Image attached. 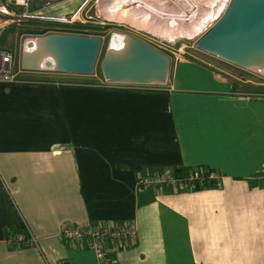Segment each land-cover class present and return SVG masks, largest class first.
<instances>
[{
    "label": "crops",
    "instance_id": "0c3cea01",
    "mask_svg": "<svg viewBox=\"0 0 264 264\" xmlns=\"http://www.w3.org/2000/svg\"><path fill=\"white\" fill-rule=\"evenodd\" d=\"M44 1L12 11L85 23L90 0ZM39 73L0 83V264H96L61 228L130 221L136 238L108 244L112 264H264L263 84L188 58L170 59L159 91ZM193 168L219 186L136 187L138 173Z\"/></svg>",
    "mask_w": 264,
    "mask_h": 264
},
{
    "label": "water",
    "instance_id": "95a60500",
    "mask_svg": "<svg viewBox=\"0 0 264 264\" xmlns=\"http://www.w3.org/2000/svg\"><path fill=\"white\" fill-rule=\"evenodd\" d=\"M86 17H96L95 6L88 9ZM181 43L192 44L188 39H182ZM192 45L200 53L264 79V0H230L220 18ZM180 46L176 42L173 49L176 51ZM25 47L28 51L35 47V52L20 55L22 72L92 77L102 40L48 33L27 39ZM169 68L170 58L160 51L116 33L110 35L100 63L105 84L165 85Z\"/></svg>",
    "mask_w": 264,
    "mask_h": 264
},
{
    "label": "built area",
    "instance_id": "2783aa9c",
    "mask_svg": "<svg viewBox=\"0 0 264 264\" xmlns=\"http://www.w3.org/2000/svg\"><path fill=\"white\" fill-rule=\"evenodd\" d=\"M33 0H0V32L13 22H18L24 18H34L32 15H17L12 11V7L28 9L30 2ZM41 3V0H34ZM52 0L44 1L45 7H48ZM81 9L78 10L81 11ZM70 20L60 19V22L71 23ZM202 34V33H201ZM200 34V35H201ZM199 35V36H200ZM198 36V37H199ZM14 55L10 52L0 49V83H19L20 74L22 73L19 65L14 67ZM199 61V60H198ZM205 66L215 70L213 65L203 62ZM62 85H71L63 83ZM107 87H117L116 85L125 84H104ZM136 86L141 90L159 91L164 85H125ZM221 177L215 172L206 171L200 168H193L186 174L174 176L173 174H165L161 172L137 174L136 187L143 190H160V191H184L195 189L196 187L214 186L218 187ZM137 233V226L134 221L127 222L123 225L111 224L100 225L98 227L91 226H64L61 228L58 237L64 241L72 243H88L89 250L94 254L96 264H112L109 257L108 244L118 245L120 247H128L131 245ZM25 238V237H24ZM23 237H11L16 246H33L35 241L33 238L24 239Z\"/></svg>",
    "mask_w": 264,
    "mask_h": 264
},
{
    "label": "rangeland",
    "instance_id": "374dc122",
    "mask_svg": "<svg viewBox=\"0 0 264 264\" xmlns=\"http://www.w3.org/2000/svg\"><path fill=\"white\" fill-rule=\"evenodd\" d=\"M117 1L120 2V0H90L88 2V9L92 6L97 7L99 4L100 6L106 8L108 11L110 10L114 11V8L117 6L116 3H118ZM145 1L149 2L150 0H145ZM183 1L184 2L182 3L186 4L187 6L190 5V8L191 6L194 7V5H196V3H198L199 1H203V3L210 2V0H199L197 2L196 0H192V1L187 0L188 2H186V0H183ZM229 2L230 0L227 1V3ZM123 4L125 5L124 6L125 8H128V0H125L124 3H121V5ZM186 5L184 6L187 7ZM195 11L196 13L192 15V19L194 21H196V17H199L201 13L203 12V11L200 12L199 10H196L194 8V12ZM223 11L225 10L223 9ZM18 13H21V11L19 10ZM223 13L219 14L216 17V20H218ZM38 14L40 16L54 17V18L58 16L56 13L48 12V10L42 11ZM189 16L191 15L189 14ZM23 21L24 20L20 19L18 22H13L12 24L6 26L0 32V49L10 52L14 55L13 63H14L15 68H18L22 46L24 47L23 43L27 39H30L33 37L36 38L37 36L38 37L43 36L48 33H61V34L80 35V36H86V37H95V38H99L102 40V47L100 49L97 62L95 64L94 74L92 77H86V78L82 77L78 79H80L83 82L81 84H84V85L96 84L99 81H103L101 70H100V63H101V60H102V57H103V54L107 46L110 35L113 33H116V34H124L130 37L136 38L146 43L147 45L155 48L156 50L160 51L162 54L169 57L172 61H174L176 58L178 59L188 58V59L199 60L201 62H207L213 65V67L215 68L218 74H221L222 72L223 74L229 75L231 73V74H234L236 78L240 76L246 79H250L253 82H258L264 85V79L257 76L254 72L242 71L234 66L228 65L222 61H219L217 59H214L212 57H209L207 55H204L196 51L192 45L195 39L190 40V42L192 43L191 45H184L183 43H181V41H178L181 46L178 50L175 51L173 49L175 43H170L168 41L166 42L161 39L152 37L135 28H131L129 25H127V23L123 21H119L115 18H111L107 16L104 17L102 15H98L95 18H91V19L81 17L80 21L85 22V23H80V22H72L70 24L63 23V22L61 23H54V22L28 23V22H23ZM213 24L209 23L208 25L212 26ZM28 25L31 27H27ZM207 29L208 27L206 28V30ZM32 32L36 33L35 36L30 37L29 34H26V33H32ZM46 74L47 73H39L38 75H46ZM35 77H39V76H35ZM41 77H47V76H41Z\"/></svg>",
    "mask_w": 264,
    "mask_h": 264
},
{
    "label": "bare ground",
    "instance_id": "6f19581e",
    "mask_svg": "<svg viewBox=\"0 0 264 264\" xmlns=\"http://www.w3.org/2000/svg\"><path fill=\"white\" fill-rule=\"evenodd\" d=\"M124 1H117L114 11H108L98 4L95 7L96 16L102 15L115 18L127 23L131 28L170 43H176L182 39L197 38L210 26L209 23L213 24L215 22L216 17L223 13V9L225 10L229 4L227 3L229 0H210L207 3L196 0V2H199L190 8V5L187 6L182 3L183 0H150L149 2L145 0H128V8H125L124 4L121 5ZM186 2L188 1L186 0ZM194 8L200 12L203 11L199 17H196V21L192 19V15L196 13ZM23 44L21 56L35 52V47L34 50L28 51L25 42ZM41 67L44 69L43 64Z\"/></svg>",
    "mask_w": 264,
    "mask_h": 264
},
{
    "label": "trees",
    "instance_id": "16d2710c",
    "mask_svg": "<svg viewBox=\"0 0 264 264\" xmlns=\"http://www.w3.org/2000/svg\"><path fill=\"white\" fill-rule=\"evenodd\" d=\"M189 171H190V169H189V170L174 169V170H172L171 173H172L174 176H180V175H183V174L188 173ZM205 187H214V186H205ZM200 188H204V187H196L195 190H196V189H200Z\"/></svg>",
    "mask_w": 264,
    "mask_h": 264
}]
</instances>
